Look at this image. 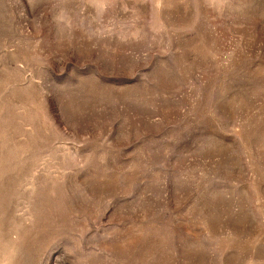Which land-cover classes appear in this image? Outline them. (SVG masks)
<instances>
[{"label": "rangeland", "instance_id": "obj_1", "mask_svg": "<svg viewBox=\"0 0 264 264\" xmlns=\"http://www.w3.org/2000/svg\"><path fill=\"white\" fill-rule=\"evenodd\" d=\"M0 264H264V0H0Z\"/></svg>", "mask_w": 264, "mask_h": 264}]
</instances>
